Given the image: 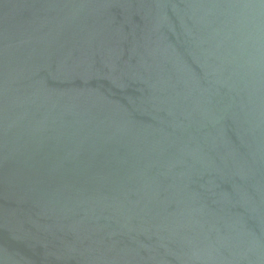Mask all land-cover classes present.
Segmentation results:
<instances>
[{"label": "water", "instance_id": "95a60500", "mask_svg": "<svg viewBox=\"0 0 264 264\" xmlns=\"http://www.w3.org/2000/svg\"><path fill=\"white\" fill-rule=\"evenodd\" d=\"M0 264H264V0H0Z\"/></svg>", "mask_w": 264, "mask_h": 264}]
</instances>
